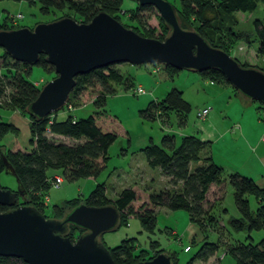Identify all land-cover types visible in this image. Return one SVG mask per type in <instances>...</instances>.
I'll return each instance as SVG.
<instances>
[{
  "label": "trees",
  "instance_id": "trees-1",
  "mask_svg": "<svg viewBox=\"0 0 264 264\" xmlns=\"http://www.w3.org/2000/svg\"><path fill=\"white\" fill-rule=\"evenodd\" d=\"M12 1H24L28 5H38L39 13L42 15L61 11L65 14L63 17L73 18L77 22H88L99 11L109 14L119 21V16L116 13L123 3V0ZM258 2L262 5L261 16L253 18L251 21L252 36L256 40V53L263 55L264 0H178L179 7H173L181 28L191 27V30L196 31L210 46L228 53L229 48L237 40L246 39L248 36L246 33H236L233 30V13L237 11L251 12L256 8ZM135 4V10L128 13V18L136 24L131 29L143 37L162 40L168 34L169 28L158 15V24L163 33L161 36L155 35L154 29L147 26L139 16V12L153 7ZM5 19L6 16L0 22V30L18 28L8 22L6 25ZM123 26L128 28L126 25ZM7 59L11 58L2 50V62ZM11 60L14 63L22 64L27 69L23 73L13 74L9 79L0 77V98L8 90L6 96L10 107L18 109L20 113L27 116L29 139L26 147L20 145L16 139L12 141L10 146L5 147L1 142L2 138L7 133L15 135L18 131L10 122L0 120V173L5 172L2 160L4 157L13 170V176L23 192L22 202H19L20 200L18 201L17 198L15 205L20 203L32 205L42 213L41 195L51 187L50 182L53 174L51 171L60 170L63 179L67 181L80 178L94 179L105 167L109 145L118 136H126L120 121L102 109L106 96L114 92L110 83L122 82L123 85H127L129 75L120 72L115 68V64L77 75L74 78L75 84L69 92L66 103L72 101L74 105H77L86 102V100H91L95 111L79 119L66 116L64 119L58 120L56 111L43 118L35 119L25 112L26 105L36 97L39 90L27 79L30 73V65ZM34 65L42 70L49 68L52 71L51 66L43 60V55H39ZM240 65L247 67L245 64ZM158 67L166 72L170 79L178 71L168 65H158ZM258 69L264 72V63ZM199 74L210 82L229 85L218 70L207 69ZM127 87L125 86V88ZM252 102L256 101L252 100ZM259 105L256 109H262V115L259 117L262 120L264 119V107ZM189 109L190 106L182 98L181 91L171 87L159 101L150 100L147 102L145 108L139 110V115L152 120L155 117L160 119L161 115L174 111L179 113L178 124L183 126L184 115L189 112ZM155 111L158 113L155 114ZM46 133L59 135L76 142L71 144L55 142L49 140ZM208 146L207 141H202L195 135H182L179 142L176 143L172 135L163 134L159 144L149 142L140 150L147 165L157 167L161 175L167 179L170 189L149 192L147 189L129 186L122 188L110 200L105 195L103 183H97L85 199L65 201L64 206L54 205L47 217L59 218L65 211L63 207L70 209L80 202L90 206L112 204L119 213L118 226L124 223L127 218L136 217L142 227L150 232L154 226L155 210L164 207L169 210L185 211L188 221L196 225L200 231L202 230L203 219L213 222L214 218L208 212L209 210L203 206L208 190L212 184L220 185L216 191L218 194L216 199H220V188L223 187L225 181V179L221 180L222 168L212 161L207 152ZM190 164H194V166L190 168ZM226 180L233 190V203L239 213L238 218L229 219L231 228L235 231L245 228L247 231L246 239L249 238L248 233L252 230L264 232V204L261 203L264 189L257 186L252 179L236 172L227 174ZM248 195L257 202V206L253 210L249 208ZM5 209L6 207L0 206V211ZM81 232V229L70 226L66 235L73 240ZM203 238L204 236L198 243L193 244L196 247L184 263L178 261V255L175 251H166L172 264L205 262L215 253L218 245L204 241ZM133 240V238L123 239L116 246L107 248L113 264H133L164 251V249H158L150 254L148 251L139 250ZM192 242L191 240L190 243ZM227 252L232 257L234 264H264V237L255 244L238 242L234 246L227 247ZM0 264L26 263L19 258L0 256Z\"/></svg>",
  "mask_w": 264,
  "mask_h": 264
},
{
  "label": "rangeland",
  "instance_id": "rangeland-1",
  "mask_svg": "<svg viewBox=\"0 0 264 264\" xmlns=\"http://www.w3.org/2000/svg\"><path fill=\"white\" fill-rule=\"evenodd\" d=\"M165 1L176 8L179 7L178 0ZM134 4L133 0H123L120 10L116 13L119 16V21L129 29L136 26L135 22L128 18L129 11L135 10ZM261 7V3L258 2L256 8L251 12L237 11L233 13V30L236 33H246L248 36L246 39L237 40L228 50V54L239 64L255 68L262 66L264 63V54L258 55L256 53V40L252 36L251 21L253 18L261 16ZM64 15L61 11L42 15L39 13L38 5H28L24 1L0 0V22L6 16L4 20L6 25V22H8L17 27L32 28L36 23L53 21ZM139 16L145 21L147 26L154 29L155 35L161 36L163 31L158 24V13L155 9L139 12ZM187 29L191 30L192 28L187 26ZM154 66H157V64H115V68L120 72L129 75L128 84L123 85L122 82H111L110 86L114 92L106 96L102 110L120 121L126 136H118L109 145L105 167L96 178H80L73 181L63 179V182L58 187H49L45 190L41 195L42 214L44 216L50 215L54 205L64 206L63 203L65 201L85 199L97 183H103L105 195L110 200L122 188L129 186L147 189L149 192L170 189L167 179L161 175L160 170L157 167L147 165L140 149L149 142L159 144L160 137L163 134L172 135L176 143H178L182 135L195 133L193 125L195 127L200 122V119L195 116L197 110H201L204 106H213L214 98L211 96L209 80L203 78L199 73L189 70H178L172 80H170L164 76L161 68L159 69L158 67V70H155ZM26 69L27 67L20 63H14L11 59L2 62V49L0 48V77L9 79L13 74L23 73ZM54 76L53 71L49 68L42 70L36 65H31L27 79L33 86L40 89L46 81ZM137 85L142 87L145 91L144 94L136 95L133 93V88ZM215 85L217 86V83ZM125 86L128 87L125 88ZM171 87L182 89V97L189 103V112L186 119L185 115L183 119L186 125L180 126L178 124L179 113L174 111L161 115V120L158 117L151 120L139 115V110L145 108L147 102L150 100L159 101ZM219 87H215L214 91H216L215 89L218 90ZM225 88L227 90L232 89L230 85H225ZM6 94H8V90ZM6 94L0 98V120L12 122L10 117L13 118L16 115L15 117L20 121L15 122L19 129V131L17 129V134L7 133L2 138V144L5 146L9 141L10 146V143H12L10 140L16 139L19 143L23 139L28 141L27 126L29 120L18 109L10 107ZM239 98L241 102L249 104L246 109L249 116L255 118L262 115V109H256L260 106L258 102L244 100L245 98L242 99L243 97ZM222 103H216L214 106H223ZM93 111H95L93 103L91 100H86V102L77 105H74L72 101L65 103L55 113L57 119L61 120L66 116H72L74 119L84 118ZM156 113L158 111H155ZM47 138L55 142L61 141V139ZM193 166L194 164H190V168ZM51 172L61 175L60 170ZM226 178L227 173L222 171L221 180L225 179V181L223 187L220 188V199H215L210 203V197L214 194L216 198L218 194L216 192L211 193L209 190L206 195L203 206L209 210L208 212L214 218L213 222L203 219L202 230L199 231L196 225H192L188 221L185 211L159 207L155 210L154 226L150 232L142 227L136 217H129L115 230L101 235L103 244L106 248H110L119 244L123 239L133 238L135 246L139 250L148 251L150 254L158 249H164L163 252L165 253L166 251H175L178 255V261L184 263L185 259L194 251L196 247L194 243H198L204 236V241L216 243L218 248L205 262L195 261L194 264H234L232 257L227 252V247L234 246L238 242L255 244L264 237V232L262 230H252L248 233L249 238L246 239L247 231L245 228L238 231L231 228L229 219L238 218L239 213L233 203V190ZM0 187L16 191L17 181L13 175L1 172ZM21 200L22 197H18V201L22 202ZM247 200L249 208L253 210L257 206L256 200L250 195L247 196ZM63 208L66 211L67 207ZM193 231H196V234H192ZM191 240L193 241L192 243H190ZM187 247L188 250L190 248L188 252L185 250Z\"/></svg>",
  "mask_w": 264,
  "mask_h": 264
},
{
  "label": "water",
  "instance_id": "water-1",
  "mask_svg": "<svg viewBox=\"0 0 264 264\" xmlns=\"http://www.w3.org/2000/svg\"><path fill=\"white\" fill-rule=\"evenodd\" d=\"M133 1L157 11L169 28L162 40L143 37L103 11L88 22L65 16L36 23L32 28L0 30V48L11 59L31 66L43 55L55 75L26 105L29 116L40 119L60 109L75 84V76L119 63L168 65L197 73L215 69L241 97L264 107L262 70L241 66L196 31L181 28L174 7L167 1ZM2 160L4 171L13 175L4 157ZM22 196L19 183L16 191L0 187V206L6 207L0 211V256L19 258L26 264H113L101 241L103 233L119 224V213L112 204L90 206L80 202L55 218L44 216L32 205H15ZM70 226L82 230L73 240L66 235ZM133 264L172 262L167 253L159 252Z\"/></svg>",
  "mask_w": 264,
  "mask_h": 264
},
{
  "label": "crops",
  "instance_id": "crops-1",
  "mask_svg": "<svg viewBox=\"0 0 264 264\" xmlns=\"http://www.w3.org/2000/svg\"><path fill=\"white\" fill-rule=\"evenodd\" d=\"M163 74L167 79H170L166 72L163 71ZM208 83L211 85L210 92L211 96L214 98L212 102L213 106H204L208 107L210 110L203 119H200V122H198L195 127L193 125L195 133H191L190 135H195L200 140L208 142L209 146L207 152L211 156L212 161L222 168V171H225L227 174L236 172L246 176L252 179L257 186L264 189V140H261L264 124L259 118L260 116L255 118L249 116L246 110L249 104L241 102L239 98L241 96L233 89L227 90L225 84H219V87L218 84L217 86L215 85V82L209 81ZM215 87H219L218 90L215 89L216 91H214ZM176 89L180 90L183 96L182 89ZM220 102H223V106H214V104ZM15 116L13 118L10 117L12 121L10 123L18 129L15 122L20 121ZM186 117L187 114H185V119ZM183 125H186V123L184 122ZM46 135V137L61 139V141L57 142L66 144L76 142L59 135L50 133H46ZM10 142L12 141L10 140ZM20 145L26 147L28 141L23 139L20 141ZM6 146H9V141L5 147ZM219 186L218 184H212L209 188L210 192L215 193ZM215 199V195L213 194V196L210 197V203ZM261 203L264 204V196ZM191 224L194 225L193 223ZM192 234H196V231H193Z\"/></svg>",
  "mask_w": 264,
  "mask_h": 264
},
{
  "label": "built area",
  "instance_id": "built-area-1",
  "mask_svg": "<svg viewBox=\"0 0 264 264\" xmlns=\"http://www.w3.org/2000/svg\"><path fill=\"white\" fill-rule=\"evenodd\" d=\"M154 68H156L155 70H158V65L154 66ZM133 93H135L136 95H140V94H144L145 91L142 89L141 86L137 85L133 88ZM209 108L208 107H204L201 110H197L196 112V118L198 119H203L206 114L208 113ZM264 124V119L261 120ZM261 140H264V129L263 132L261 134ZM63 182V176L62 175H58V174H52V179H51V187H58L61 183ZM185 250H188V247L185 248Z\"/></svg>",
  "mask_w": 264,
  "mask_h": 264
}]
</instances>
